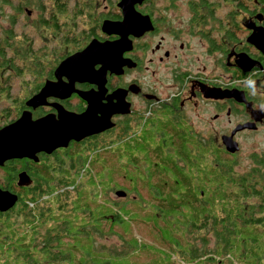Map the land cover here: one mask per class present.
<instances>
[{
	"label": "flooded vegetation",
	"instance_id": "obj_1",
	"mask_svg": "<svg viewBox=\"0 0 264 264\" xmlns=\"http://www.w3.org/2000/svg\"><path fill=\"white\" fill-rule=\"evenodd\" d=\"M87 1L90 21L82 33L77 32L79 38L66 39L62 30L65 26L63 7L57 14L58 29L56 21H49L52 49L57 52L54 60L50 61L49 46L43 41L38 50L48 56L47 60H34L29 65L20 60L21 69L7 59L0 60V129L26 110L31 112L32 120L57 116L56 105L70 113L81 114L87 103L79 93L99 95L101 107L127 104L129 114H114L110 119L114 124L112 129L80 142L71 141L66 148L51 154L38 152L36 160L5 162L0 165V190L17 192L19 189L21 192L20 173L26 174L30 184L56 177L58 167L62 168L70 155L76 159V154H72L74 150L112 144V139L108 138L112 133L125 142L132 132L139 130L151 128L159 134L158 139L168 138L166 133L174 131L181 143L171 139L165 145L181 144L191 148L195 142L198 148L209 151L220 150L223 136L230 135L237 126L249 124L250 129L233 136L238 144V152L230 155L234 157L241 150L237 138L255 134L264 126V53L250 42L255 36L264 35V0H141L134 5V12L144 19L143 30L138 36H127L119 57L122 64L119 73L108 67L112 61L93 59L89 66L95 77L76 81L73 89L78 94L60 99L51 92L54 88L51 86V90H45L47 105L27 108L26 100L35 96L46 83L67 86L66 75L59 78L54 75L64 58L83 50L91 41L100 45L119 40L117 35L103 33L102 23L122 20L118 7L121 0H103L105 6L100 11L92 5L98 0ZM71 45L78 49L66 54ZM244 58L251 65L248 71L243 69ZM39 62H42L41 69ZM24 70L31 79L22 84L20 71ZM19 84L23 85L25 94Z\"/></svg>",
	"mask_w": 264,
	"mask_h": 264
},
{
	"label": "trees",
	"instance_id": "obj_2",
	"mask_svg": "<svg viewBox=\"0 0 264 264\" xmlns=\"http://www.w3.org/2000/svg\"><path fill=\"white\" fill-rule=\"evenodd\" d=\"M71 3L72 6H70ZM85 4L89 5L87 0H0V9L6 7L9 10L6 17H8V22L12 27L15 25L17 27H28L32 33H37L41 39H45L49 21L50 23L56 21L55 26L58 29L57 14L61 13L60 8L63 7L65 27H68L67 34L73 33V38H79L80 34H77L74 30L76 28L75 21L80 19L82 11L86 7ZM27 5H31L37 12V18L32 23H27L28 18L26 17V22L20 24L17 22L18 17L24 15V10H26V14L30 13L28 9H25ZM50 29H52L51 25ZM12 36V32L8 31L7 35L3 37L5 41L1 39V50H4L5 47L11 48L9 41ZM22 37H26V34H22ZM28 48L29 46H27L26 51ZM25 55H28L27 52ZM22 56H24L23 53ZM144 132L146 131L141 132L139 130L138 132H132L130 139H128L130 140L129 145L128 143L125 144L123 148L126 146V148L135 149L136 145L141 143L139 139L143 137L142 133ZM166 134L168 138L158 139L159 134L155 133V136L152 137L153 142H150L154 148L161 149V154L148 152L147 155L155 163H157L159 157L170 156L173 160V169L170 171L172 175L163 174L161 179L158 174L149 175L150 179L151 177L154 179L151 184L156 186L152 190L147 189V195L150 197L148 199L158 201V206L153 209L154 212L143 211V207L140 205L138 206L141 207V210L135 212L133 205L138 202H130L132 199L120 204H114L112 206L114 209L106 201L104 205H99L97 203L99 199L97 192L92 194V192H85L83 190L77 193L75 196L76 201L73 203L74 207L68 211V214H64V217L60 221L51 216L50 208H46V211H41L37 217L33 214L37 223H44L46 220H52L54 224L59 223V226L51 228L49 232H44L41 250L38 251L40 254L38 258L33 255V260L29 249L31 245L33 248L36 247L34 239L30 243L24 244L25 236L30 231V225H34L33 221H31L30 225L23 226V235L19 237V240L18 238L11 240L12 232L17 229L16 225L18 224L16 220H13L16 210L13 208L7 213L0 214V252L4 250V253L1 255L6 256L8 248H14L15 244L20 241L21 245L18 247L17 254L20 259L18 262L11 261L7 262V264H30L31 262L37 264L42 261L44 264L49 262L89 264L85 257H89L90 260L98 259L94 263L102 264L100 263V257H104L99 254L92 256L91 251L88 250L89 244L86 241L82 243V247L86 249L82 248V252L76 254L79 255V258H76V255H74L75 252H79L77 248L78 239L76 238H83L82 236L88 237L85 228L88 223L74 226V222L79 217L85 222L87 216L84 214H87V211L91 212L92 215V217L88 216L89 219L97 217V221L99 222L104 219L118 226L129 223L133 224L136 221L140 222L139 220L141 219L133 216L136 214L140 218H147V221L159 222L161 220L163 227H152L154 240L158 245H167L169 249L167 250L168 252L156 251L160 254L162 260L157 258V256L159 257L158 253H154L156 264H173L170 262L173 253L170 252L179 250L184 264H236L237 262V264H264V189L258 181V177L262 174L256 169H251L248 173L246 172L243 176L239 177L234 170V166H236L235 162L228 160L227 157L231 156L225 152L210 149L208 152H201L202 154L200 155V153H195V151L185 145L176 144L168 146L165 144L171 139L176 140V143L181 142L178 141L174 131ZM90 147L95 148V146ZM177 148L183 149L186 152L190 150V155L189 152L187 153L189 156H192V166L190 168L182 163L186 158L179 153ZM90 151V155H84L83 159L80 160L82 169L78 168L74 176L60 180V187L71 186L73 190H78L81 179L91 173L88 166L94 152ZM175 151L178 152L176 160L172 157V153ZM258 159L257 164L262 168L264 174V158L259 159L260 161ZM65 167L66 174V170H70L71 167L70 165ZM88 178V184H90L91 180ZM42 181H35L31 184L29 181L27 185L22 186L21 192H18L19 189H16L17 192H11L18 197L16 206L20 202L23 203L25 208L28 207L26 204L36 206L39 198L45 194L50 195L54 187L50 185V181ZM40 184L45 185L46 189L51 192H44ZM28 185H34V187H27ZM66 192L64 190L58 194V201ZM85 193L86 195H84ZM89 194L92 201L86 203L85 200ZM94 197L96 198V202L93 203ZM80 198L83 202L81 200L79 202ZM166 198L171 199L169 201L171 208L166 204ZM137 200L140 201V197ZM89 205L94 206V209L92 210ZM142 205L148 206L147 201L142 200ZM28 210L30 211L31 209L28 208ZM206 210H209L211 215L214 213L215 218L207 216L205 214ZM147 212L148 216H145ZM201 213L206 217L202 216L203 218L201 217L202 219L198 226H196L194 215L198 217ZM69 215H74L75 218L69 219ZM108 216L109 219H106ZM250 227H253L252 232L249 231ZM80 228L83 229L81 232H78ZM202 228L206 232L210 230L215 233V245H213V249L211 250L206 248L205 240L201 242L203 243L201 247L196 243L197 239L204 233ZM201 230L203 231L202 233ZM124 232H126L125 228ZM131 238V241H128V245L134 254L141 253L143 249L142 244L135 237ZM65 240L67 241L65 242ZM15 249L17 248L12 249V251ZM53 250L57 253L52 254ZM0 264L6 263L0 262ZM104 264H109V262L106 261Z\"/></svg>",
	"mask_w": 264,
	"mask_h": 264
},
{
	"label": "rangeland",
	"instance_id": "obj_3",
	"mask_svg": "<svg viewBox=\"0 0 264 264\" xmlns=\"http://www.w3.org/2000/svg\"><path fill=\"white\" fill-rule=\"evenodd\" d=\"M86 5V4H85ZM94 9L102 10L105 6V3L103 0H98L97 3L92 2ZM72 6V3L70 4ZM28 7V8H27ZM1 8V5H0ZM90 8V5H86V7L82 11V15L80 16V19H77L75 21L76 28L74 29L75 32L82 33L85 28H87V22L90 21L89 18V12L87 9ZM25 9H28L31 16H28L26 14V10H24V15L18 17V23L24 24L26 22V17L28 18L27 23H32L37 18V12L33 9V7L30 5H27ZM92 8V10H94ZM91 10V11H92ZM9 13V10L6 7H3L0 9V42L1 39L5 41V35H7L8 31L12 32V38L9 41L11 44V48H4V50L0 49V60H6L11 61L17 68L21 67V61L23 60L26 62V65H29V63H33L34 60H47L48 56L44 52L39 53L38 48L42 47V41L45 45L49 46L50 61L54 60V57L57 55V52L53 51L52 49V41L53 38L50 36V30H47V35L45 39H40L37 33H32L28 27H17L16 25L12 27L10 23L8 22L7 14ZM24 19V21H23ZM23 21V22H22ZM65 21V19H64ZM68 28V27H67ZM67 28L64 26L62 28L63 32L65 33L66 39L73 40V33L67 34ZM77 33V34H79ZM22 34H26V37H22ZM77 43V41H73ZM27 46H29L28 50L26 51ZM78 47V46H77ZM76 46H69L68 49H66V54L71 53L78 49ZM27 52L28 55H25ZM22 53L24 56H22ZM76 53V52H75ZM59 54V53H58ZM23 65V64H22ZM39 68H42V62L38 63ZM21 78L20 81L22 84L27 83L28 79H31L30 75L27 74L26 70L20 71ZM36 84V82H35ZM22 86L19 84L20 91L22 90ZM22 93L25 94L24 90H22ZM21 98V92L19 94ZM27 101V100H26ZM21 102L19 101V104ZM144 126V125H143ZM142 126V127H143ZM211 128L214 127V124L210 125ZM232 132V131H231ZM156 131L149 128L146 132L142 133V138L139 139L141 143L136 145L135 149H129L126 148V146L123 148L125 144L130 143V140H125V142L119 141L117 138H115V134L112 133L111 137H108L109 139H112V144L108 143L106 145L98 146L95 148H91L90 145L86 148L84 147L83 150H74L72 154H76V159L73 155H70V157L66 160L67 163L62 167H58L56 171V177H53L50 180L51 186L54 187V190L51 192L50 190H47L45 185H41L44 192H51L50 195H43L41 198H39L38 204L33 206V204H26L28 206L27 208L24 207L23 203L20 202L18 206H14L16 209L14 212V219L17 221V229L12 232L11 240H15L16 238L23 235V226L24 225H30L31 221H33L34 225H30V231L25 236L24 244L30 243L32 239H34L36 247L33 248L31 245L30 247V254L32 259L34 260V257L38 258V255L40 254L38 251L41 250V245L44 240V232H49L51 228H55L56 226H59V223L54 224V221L52 220H46L44 223L36 222L34 219L33 214L37 217L38 214H40L41 211H46V208L51 209V216H54L56 220L60 221L64 217V214H68V211L74 207L73 203L76 201V195L78 192H81L85 190V192H92V194H95L97 192L98 194V200L97 203L103 204L106 201V203L109 206H114V204H120L122 202H127L130 199V202H138L133 205L135 212L138 210H141V207H143V211H153L154 208L158 206L157 200H149L150 198L147 195V189H153L156 186L154 184H151L152 180H154L152 177L150 179L151 174H158L159 178L161 179L162 175H172L171 170L173 160L170 156L168 157H159L157 163L152 161V158H148V152L151 153H158L161 154L160 148H154L153 145L150 144V142H153L152 137L155 136ZM219 133V132H218ZM238 142L240 143L241 150L240 152L232 157H227L228 160L231 162H235L236 166H234V170L236 171L237 176H243L246 172L248 173L251 169L258 170L262 175L258 177L259 184L264 189V174L262 168L257 164V159L264 158V126L259 129V131L255 134L245 136L241 135L237 138ZM134 141V140H133ZM223 140L220 141V150L228 155H232L226 152ZM191 149L195 151V153H200L204 151L202 148H198L196 143H192ZM90 150H92L94 153L92 154V158L90 160L88 168L91 170V173L89 175H86L88 179L91 180L88 184V180L86 177H83L80 181V185L78 190H73L71 186L66 187H60V180L64 178H70L74 176L77 172L76 170L82 169L80 166V160L83 158L81 156L84 155H90ZM179 153L183 155L186 160L182 161L184 165H186L188 168L192 166L191 159L192 156L190 155V150H188L189 155L183 149L177 148ZM199 150V151H198ZM208 152V151H206ZM178 152L175 151L172 153V157L177 159ZM81 154V155H79ZM258 159V160H259ZM260 161V160H259ZM151 163V165H150ZM70 165L71 169L65 170V166ZM68 167V168H70ZM175 170V168H174ZM187 171V170H185ZM82 172V171H81ZM80 173V172H79ZM84 176V174H83ZM87 181V182H86ZM43 182V181H41ZM103 184H102V183ZM66 190L67 192L64 193L63 197L60 198L58 201V194ZM122 190L126 193V197L123 199H119L115 196V191ZM129 194V195H127ZM86 195V193L84 194ZM192 196V195H191ZM140 197V201L137 200V198ZM185 197V195H184ZM81 198L79 199L80 202ZM142 200L147 201L148 206L142 205ZM167 202L166 204L171 208V205L169 201L170 198H166ZM89 201H92L90 194L87 195L85 202L88 203ZM61 202V203H58ZM81 202H83L81 200ZM96 202V198L94 197L93 203ZM18 203V202H17ZM16 203V204H17ZM96 203V204H97ZM90 204V203H89ZM92 205V204H91ZM89 205L92 210L94 209V206ZM140 205L141 207H139ZM151 207H153L151 209ZM31 209L30 211L28 210ZM83 208V207H82ZM147 208V209H146ZM112 209H114L112 207ZM81 212V211H80ZM87 214H84L87 216L85 218V222L82 221V219L79 217L75 222L74 226H79L82 224H86L87 226L86 231L88 234V237L82 236L83 238L77 237L78 239V251L75 252L74 255L82 252V248L86 249L85 247H82V243L86 241L88 245V250L91 251L92 256H96V254H99L100 256H103L104 258L100 257V263L104 264L109 262V264H156V258L154 253L159 252H168L169 249L167 245L161 246L158 245L154 240V231L152 230V227H163V224L161 220L159 222L154 221H147V218H140L137 214L133 216H137L140 222L133 223V224H123L118 226L117 224H112L104 219H102L100 222L97 221V217H93L92 219H89L88 216H91V212L87 211ZM205 214L211 218H215L214 213L213 215L210 214L209 210L205 211ZM204 214L201 213L197 217L194 215V221L195 225L198 226L200 220L203 217ZM145 216H148V212L145 214ZM203 216V217H202ZM202 217V218H201ZM69 219H74V215H69ZM160 218V217H159ZM158 218V219H159ZM54 219V220H55ZM106 219H109V216L106 217ZM41 223V224H40ZM264 223V222H263ZM40 224V225H39ZM146 224V225H145ZM40 226V227H37ZM128 226V227H127ZM124 228L125 231L124 232ZM126 228H128L126 230ZM75 229V228H74ZM83 228H80L78 232H81ZM219 229V228H218ZM204 230V233L202 236H200L196 243L199 247L202 246L205 240V245L207 249H213V245H215V233L208 230V232ZM201 230V233L203 232ZM249 231H253V227L249 228ZM131 237H135L136 240L142 244V252L141 253H135L132 251L130 246L128 245V241H131ZM234 238V237H232ZM264 238V237H263ZM66 239V238H65ZM67 240H65L66 242ZM195 242V241H194ZM189 243V242H188ZM20 241L15 244L14 248H17L12 251L14 248H8L6 251V256H2L1 254L4 253V250L0 252V262L6 263L7 262H18L19 257L17 256ZM11 250V251H10ZM52 254H56L57 252L53 250L51 252ZM173 253L171 256V263L173 264H184L183 258L181 257V252L174 251L170 252ZM29 254V255H30ZM9 255V256H8ZM34 255V257H33ZM159 257L157 258L159 260H162V257L158 253ZM76 258H79V255L75 256ZM87 259V262L89 264H95L94 262H97L98 259H89V257H85ZM106 259V261H105ZM97 260V261H96ZM238 263V262H237ZM236 263V264H237ZM25 264V263H21ZM30 264H33L32 262ZM37 264H44L42 261L41 263ZM47 264H67V263H61V262H49ZM74 264V263H70Z\"/></svg>",
	"mask_w": 264,
	"mask_h": 264
},
{
	"label": "water",
	"instance_id": "obj_4",
	"mask_svg": "<svg viewBox=\"0 0 264 264\" xmlns=\"http://www.w3.org/2000/svg\"><path fill=\"white\" fill-rule=\"evenodd\" d=\"M140 2L141 0H121L118 7L122 11V20L120 22L104 21L102 23V32L119 36L117 42L97 45L95 41H91L83 50L64 58L58 64L54 75L58 78L61 75H66L69 81L66 84L67 86H59L60 83L51 85L46 83L35 96L25 102V106L36 109L47 105L45 91L47 88L51 90L54 87L51 92L55 93L54 95L60 99H67L72 93L78 94L73 89V84L76 81L95 77L92 67L89 66L93 59L100 58L104 61H112L113 63L108 67H113L112 72L119 73L122 65L119 63V57L125 49L127 36L130 34L138 36L143 30L144 19H140L134 12V5ZM262 35L255 36L250 42L264 53V35L263 40H261ZM243 65V69L246 71L251 67L247 64L245 58ZM79 97L87 103L86 110L81 114L70 113L61 106L56 105L57 116L47 115L32 120L31 112L26 110L20 114L17 120L0 129V165L10 160L24 158L36 160L35 154L38 152L51 154L59 148H66L71 141L80 142L86 137L112 129L114 124L110 119L114 114H129L127 104L124 106L122 103H118L101 107L99 105V95L92 97L90 93H79ZM250 128L249 124L237 126L230 135L221 138L223 140L222 145H224L227 153L235 154L238 152V144L233 139L236 132ZM28 183L29 178L26 174L20 173L18 175V185L24 186ZM114 194L119 199L126 197V193L122 190H117ZM17 202V195L6 190H0V214L12 210Z\"/></svg>",
	"mask_w": 264,
	"mask_h": 264
},
{
	"label": "snow or ice",
	"instance_id": "obj_5",
	"mask_svg": "<svg viewBox=\"0 0 264 264\" xmlns=\"http://www.w3.org/2000/svg\"><path fill=\"white\" fill-rule=\"evenodd\" d=\"M77 119H82V118H77Z\"/></svg>",
	"mask_w": 264,
	"mask_h": 264
}]
</instances>
